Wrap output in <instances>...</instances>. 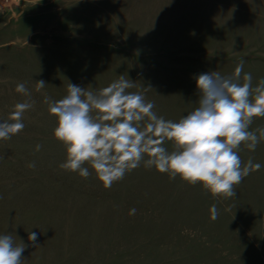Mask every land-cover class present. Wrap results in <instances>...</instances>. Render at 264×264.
Returning <instances> with one entry per match:
<instances>
[{
  "label": "rangeland",
  "instance_id": "obj_1",
  "mask_svg": "<svg viewBox=\"0 0 264 264\" xmlns=\"http://www.w3.org/2000/svg\"><path fill=\"white\" fill-rule=\"evenodd\" d=\"M241 59L255 86L264 0H0V120L29 99L18 83L34 102L23 131L0 140V234L28 245L23 264H264V140L255 151L241 145L243 163L262 167L235 197L143 165L105 189L94 172L59 168L66 147L44 103L62 99L69 82L99 91L123 76L159 116L178 121L197 106L196 76L231 75ZM258 127L264 117L249 130Z\"/></svg>",
  "mask_w": 264,
  "mask_h": 264
},
{
  "label": "clouds",
  "instance_id": "obj_2",
  "mask_svg": "<svg viewBox=\"0 0 264 264\" xmlns=\"http://www.w3.org/2000/svg\"><path fill=\"white\" fill-rule=\"evenodd\" d=\"M244 62L241 59L228 76L218 71L196 76L197 106L178 121L159 116L154 102L129 91L135 83L123 76L99 91L69 82L62 99L44 98L49 114L56 117L53 135L66 147V160L59 168L84 179L94 172L107 189L143 165L172 180L199 183L213 197H235V186L262 167L252 159L243 163L241 145L255 151L264 140V127L249 130L254 117H264V78L253 86L252 74L243 72ZM45 84L37 81L36 90ZM15 91L29 99L16 103L8 119L0 120V140L23 131L24 114L34 106L24 83ZM41 147L37 144L35 150ZM135 211L131 209L132 214ZM218 216L213 204L210 218ZM37 240V233L29 232L32 246ZM27 247L22 240L17 245L11 234H0V264H23Z\"/></svg>",
  "mask_w": 264,
  "mask_h": 264
}]
</instances>
